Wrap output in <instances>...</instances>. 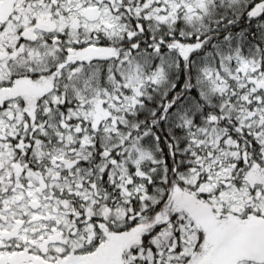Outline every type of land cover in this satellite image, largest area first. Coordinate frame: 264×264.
<instances>
[{"label": "snow or ice", "instance_id": "6c2138e0", "mask_svg": "<svg viewBox=\"0 0 264 264\" xmlns=\"http://www.w3.org/2000/svg\"><path fill=\"white\" fill-rule=\"evenodd\" d=\"M0 264H264V0H0Z\"/></svg>", "mask_w": 264, "mask_h": 264}]
</instances>
